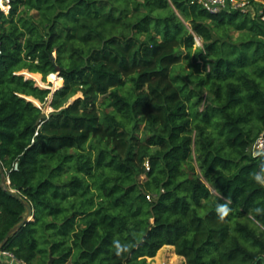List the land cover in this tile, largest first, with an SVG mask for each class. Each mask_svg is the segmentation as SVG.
Here are the masks:
<instances>
[{"label":"trees","instance_id":"obj_1","mask_svg":"<svg viewBox=\"0 0 264 264\" xmlns=\"http://www.w3.org/2000/svg\"><path fill=\"white\" fill-rule=\"evenodd\" d=\"M58 69L50 103L23 75ZM263 133L264 24L250 14L198 0L0 13V252L25 264H150L166 246L185 264H264V154H248ZM7 189L34 219L3 246L27 214Z\"/></svg>","mask_w":264,"mask_h":264},{"label":"built area","instance_id":"obj_2","mask_svg":"<svg viewBox=\"0 0 264 264\" xmlns=\"http://www.w3.org/2000/svg\"><path fill=\"white\" fill-rule=\"evenodd\" d=\"M199 4L209 14H219L221 12H242L250 14L251 17L260 23L264 24V4L256 0L257 4H251L248 1L244 0H198ZM11 10V0H0V13L8 15ZM60 70L58 69L57 73L52 74L59 77ZM51 90V96L49 97V103L51 102L52 96L54 93L59 90L55 89L54 91L51 88H46ZM50 106V104H48ZM38 107H42L39 105ZM50 112L46 113L49 115L53 112V109L50 106ZM248 154L252 157H259L264 154V133L256 140L255 143L248 150ZM17 167V166H16ZM261 183L264 186V176L261 177ZM9 263V264H25L17 260L12 254L7 252H0V263Z\"/></svg>","mask_w":264,"mask_h":264},{"label":"rangeland","instance_id":"obj_3","mask_svg":"<svg viewBox=\"0 0 264 264\" xmlns=\"http://www.w3.org/2000/svg\"><path fill=\"white\" fill-rule=\"evenodd\" d=\"M259 2H261L260 0H257ZM264 4V2H262ZM237 37V34H235V38ZM201 46V42L199 39H197L196 41V46L195 47H199ZM184 68H181V69H178L177 71L183 75H185L187 73V71H189V66L184 63ZM185 69V70H184ZM186 72V73H185ZM25 73V72H24ZM24 75V74H23ZM50 77V76H49ZM47 78L46 81H44L43 77L41 76V81L43 82V85H39V83L36 82L37 86H39L40 88H43V89H46V88H51L53 91L55 89H58V88H61L63 86V82H62V86L61 87H57L55 82H53L52 80H50V78ZM25 78L28 79V75L25 74ZM81 95H78L77 97L74 98V100L78 97H80ZM29 101H31L30 99L31 98H27ZM72 100V101H74ZM71 101V102H72ZM33 102V101H32ZM34 103V102H33ZM35 103L38 105L39 102L36 100ZM40 105V104H39ZM42 106V105H41ZM44 112L45 113H48L50 112V106L47 104L44 108H43ZM7 186H9V184L7 183L6 184ZM148 262L150 264H185L184 263V259L178 257L176 254H175V250H174V247H171V246H166L164 248H162L157 256L154 258V259H149ZM2 264H9L7 262L5 263H2Z\"/></svg>","mask_w":264,"mask_h":264},{"label":"water","instance_id":"obj_4","mask_svg":"<svg viewBox=\"0 0 264 264\" xmlns=\"http://www.w3.org/2000/svg\"><path fill=\"white\" fill-rule=\"evenodd\" d=\"M24 75H25V73H24ZM28 79H31V78H28ZM33 80V79H32ZM0 170H1V174L4 176V169H3V167H2V165H1V163H0ZM9 184L10 185V181L9 180H6V177L4 176L3 177V184L4 185H6V184ZM7 192H8V194H10V195H12V196H14L15 198H17V199H19L20 201H22L25 205H26V208H27V214H26V217H25V219H24V221L21 223V224H19L18 226H16L14 229H12L10 232H9V234L7 235V237H6V239H5V241L3 242V246L8 242V240L18 231V230H20L22 227H24L28 222H30V221H32L33 219H34V210H33V208H32V206L29 204V203H25L24 201H23V199L21 198V196L17 193V192H15V191H13V190H8L7 189Z\"/></svg>","mask_w":264,"mask_h":264},{"label":"bare ground","instance_id":"obj_5","mask_svg":"<svg viewBox=\"0 0 264 264\" xmlns=\"http://www.w3.org/2000/svg\"><path fill=\"white\" fill-rule=\"evenodd\" d=\"M25 74H27L29 78H31V79L35 80L37 83H39V85H41V86L43 85V82L41 81V75L40 74H31L29 72H25ZM35 75H38L39 79L34 78ZM49 78H50V80L55 82L57 87L62 86L63 80L60 77H57L55 75H50ZM37 106H39V104Z\"/></svg>","mask_w":264,"mask_h":264},{"label":"clouds","instance_id":"obj_6","mask_svg":"<svg viewBox=\"0 0 264 264\" xmlns=\"http://www.w3.org/2000/svg\"><path fill=\"white\" fill-rule=\"evenodd\" d=\"M257 179L259 180V179H260V177L258 176V177H257ZM221 210H223V209H221Z\"/></svg>","mask_w":264,"mask_h":264},{"label":"crops","instance_id":"obj_7","mask_svg":"<svg viewBox=\"0 0 264 264\" xmlns=\"http://www.w3.org/2000/svg\"><path fill=\"white\" fill-rule=\"evenodd\" d=\"M35 104V103H34ZM36 105V104H35Z\"/></svg>","mask_w":264,"mask_h":264}]
</instances>
